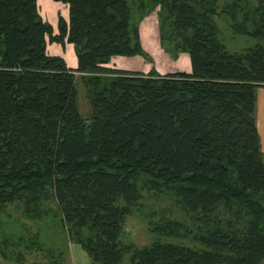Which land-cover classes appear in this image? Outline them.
Returning <instances> with one entry per match:
<instances>
[{
    "label": "trees",
    "instance_id": "obj_1",
    "mask_svg": "<svg viewBox=\"0 0 264 264\" xmlns=\"http://www.w3.org/2000/svg\"><path fill=\"white\" fill-rule=\"evenodd\" d=\"M54 1L68 13L57 33L37 0H0V255L22 262L37 250L46 261L32 264H65L45 245L53 231L90 264L126 254L129 264H264V0ZM157 7L159 40L188 69L108 66L145 56L133 14ZM218 17L256 43L228 50ZM52 42L72 44L75 68ZM143 192L168 204L139 248L122 235Z\"/></svg>",
    "mask_w": 264,
    "mask_h": 264
},
{
    "label": "rangeland",
    "instance_id": "obj_2",
    "mask_svg": "<svg viewBox=\"0 0 264 264\" xmlns=\"http://www.w3.org/2000/svg\"><path fill=\"white\" fill-rule=\"evenodd\" d=\"M51 1L46 0L44 3L41 2L38 3L37 0V5L39 7L41 16L44 19L51 21L53 23L54 33H57L58 12L64 14L66 12V7L58 2H57L58 4H55L56 1L54 2V0ZM225 1H230V0H225ZM251 4H252V0H250V5ZM159 11L160 8L157 7L153 12L147 14H141L142 18L140 20H137L139 19L140 13L134 12L133 14L134 18L136 19V22L139 24L140 40L145 56H139V55L132 57L115 56L112 58L108 66L114 65V67L116 68L141 69L142 71H147L149 67L154 65V67L161 72L173 71L175 68L188 69L189 65H188L187 55L181 53L177 59H172V57L166 53V51L169 50L171 46L170 45L168 46L166 41L160 42L158 37L159 23H160ZM216 21L220 29V33H219L220 38L226 44L228 50L240 51L256 43L257 41L256 39L233 34V32L227 26V22L224 18L218 17ZM53 43H57V42L48 43L47 45V50L49 53L51 52L50 49L53 48L55 45ZM59 55L60 56L62 55L63 58L71 57L72 59H74V57H76L73 46L71 50H67L65 52L60 50ZM141 64L142 66H140ZM75 86L77 90V98H78L80 112L84 118H88L91 113V108L86 95L85 86L80 77L76 78ZM262 100H264V87H260L258 89L257 100H256L255 115L256 118L257 115L258 118H260V123H262V120L264 121V118L261 116L264 114V111L263 109H261L262 107H260ZM261 138H262L261 143L263 145V155H264V127L261 129ZM167 204L168 203L166 201L160 200L159 198H155L154 195L143 192L141 209L134 210L131 215L125 218L123 224V235H122L123 242L125 244H133L139 248L150 244L156 238V235H154L149 231L148 218L157 219L159 215L157 213H159L160 208L164 207ZM27 225L32 226L30 222H28ZM31 229L34 230L35 228L31 227ZM33 233L34 231L31 232V234ZM50 233L51 236L50 237L48 236L47 239L44 238L45 236L43 237L46 240L45 245L54 246L55 248H57V250L63 252L64 256H66V259H64L65 264H70L69 253L73 249L77 251V248H75L74 246L79 247L80 250H82L85 253V251L82 249L80 245L74 243L73 241H69L67 238L61 239L59 235L52 234L54 233L53 231ZM41 240L43 239L41 238ZM24 253H25V259L22 262H19L14 259L10 260L0 255V264H32L34 262L41 263L46 261V258L43 255V253L37 250L32 252H24ZM86 257L90 264V259L87 256V254ZM76 260H77L76 264H88L86 262H83L82 259H80V257L77 258V255H76ZM120 264H129V254H126L124 256V260Z\"/></svg>",
    "mask_w": 264,
    "mask_h": 264
},
{
    "label": "crops",
    "instance_id": "obj_3",
    "mask_svg": "<svg viewBox=\"0 0 264 264\" xmlns=\"http://www.w3.org/2000/svg\"><path fill=\"white\" fill-rule=\"evenodd\" d=\"M46 0H38V3L39 2H41V3H44ZM48 1V0H47ZM51 1V0H50ZM52 2V1H51ZM55 2V1H54ZM53 2V3H54ZM55 4H58L57 2H55ZM55 7H56V5H55ZM57 11V10H56ZM67 9H66V12L63 14V13H61V15L63 16V18H65V20H67ZM49 22H51V21H49ZM51 24L53 25V23L51 22ZM54 26V25H53ZM53 44H55L54 45V47L53 48H51L50 50H51V52H50V54H56V55H59V53H60V50L61 51H67V50H71L72 49V45H70V44H59V43H53ZM55 46H57V47H55ZM63 48V49H62ZM73 51V50H72ZM69 52V51H68ZM62 56V55H61ZM65 58V60L67 61V64H68V66L69 67H72V68H75L76 67V65H77V61H76V57H74V59H72L71 57H64ZM142 66V65H141ZM258 100H259V98H258ZM260 107H262L261 109H263V111H264V100H262V102H261V104H260ZM263 118H264V114L263 115H261ZM256 126H257V130H258V133H259V136H260V144H261V150H262V152H263V145H262V143H261V141H262V138H261V129L264 127V121L262 120V123H260V118H258V115H257V118H256ZM75 248H77V251H75V249H73L70 253H69V258H70V264L72 263V264H76V255H77V258L78 257H80V259H82V261L83 262H86V263H88L89 264V261H88V259H87V257H86V254L82 251V250H80V248L79 247H77V246H74Z\"/></svg>",
    "mask_w": 264,
    "mask_h": 264
}]
</instances>
